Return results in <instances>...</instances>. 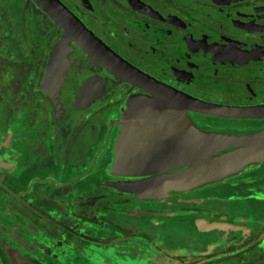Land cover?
<instances>
[{
    "label": "flooded vegetation",
    "instance_id": "1",
    "mask_svg": "<svg viewBox=\"0 0 264 264\" xmlns=\"http://www.w3.org/2000/svg\"><path fill=\"white\" fill-rule=\"evenodd\" d=\"M125 62L215 104H264V0H59ZM142 90L34 0H0V264H264V162L161 197L115 184V141ZM212 131L264 117L189 111Z\"/></svg>",
    "mask_w": 264,
    "mask_h": 264
},
{
    "label": "water",
    "instance_id": "2",
    "mask_svg": "<svg viewBox=\"0 0 264 264\" xmlns=\"http://www.w3.org/2000/svg\"><path fill=\"white\" fill-rule=\"evenodd\" d=\"M84 50L143 94L130 98L115 141L113 171L146 176L115 188L143 197L190 190L236 176L264 162V128L236 133L206 130L189 111L225 118L264 117V104L229 106L173 89L134 68L98 40L59 0H34Z\"/></svg>",
    "mask_w": 264,
    "mask_h": 264
},
{
    "label": "rangeland",
    "instance_id": "3",
    "mask_svg": "<svg viewBox=\"0 0 264 264\" xmlns=\"http://www.w3.org/2000/svg\"><path fill=\"white\" fill-rule=\"evenodd\" d=\"M241 133H245V132H241ZM112 169H113V166H112ZM113 173H115V172L113 171Z\"/></svg>",
    "mask_w": 264,
    "mask_h": 264
}]
</instances>
